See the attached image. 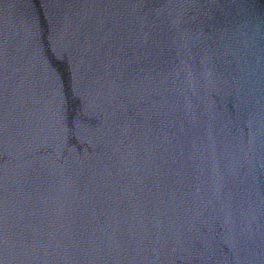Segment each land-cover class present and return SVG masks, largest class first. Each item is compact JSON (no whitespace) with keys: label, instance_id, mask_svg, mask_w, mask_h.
I'll list each match as a JSON object with an SVG mask.
<instances>
[{"label":"water","instance_id":"1","mask_svg":"<svg viewBox=\"0 0 264 264\" xmlns=\"http://www.w3.org/2000/svg\"><path fill=\"white\" fill-rule=\"evenodd\" d=\"M0 264H264V0H0Z\"/></svg>","mask_w":264,"mask_h":264}]
</instances>
